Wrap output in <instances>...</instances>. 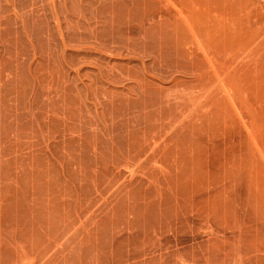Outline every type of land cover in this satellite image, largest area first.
I'll list each match as a JSON object with an SVG mask.
<instances>
[{
    "label": "rangeland",
    "instance_id": "obj_1",
    "mask_svg": "<svg viewBox=\"0 0 264 264\" xmlns=\"http://www.w3.org/2000/svg\"><path fill=\"white\" fill-rule=\"evenodd\" d=\"M0 264H264V0H0Z\"/></svg>",
    "mask_w": 264,
    "mask_h": 264
}]
</instances>
